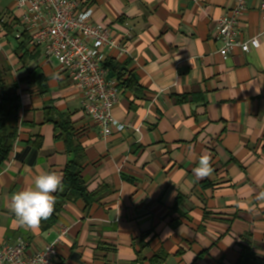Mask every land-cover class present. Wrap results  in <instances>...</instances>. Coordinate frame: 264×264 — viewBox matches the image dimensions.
I'll list each match as a JSON object with an SVG mask.
<instances>
[{
	"label": "crops",
	"instance_id": "obj_1",
	"mask_svg": "<svg viewBox=\"0 0 264 264\" xmlns=\"http://www.w3.org/2000/svg\"><path fill=\"white\" fill-rule=\"evenodd\" d=\"M234 5L89 0L120 48L107 60L129 63L139 81L113 110L125 129L102 138L73 80L33 45L15 0H0V87L20 97L0 171V247L25 238L35 253L67 229L58 264H264V13L248 0L242 38L260 35L261 45L225 59L214 33ZM78 155L91 205L65 204L48 231L19 226L11 195L41 172L63 182ZM201 155L213 169L202 179Z\"/></svg>",
	"mask_w": 264,
	"mask_h": 264
},
{
	"label": "built area",
	"instance_id": "obj_2",
	"mask_svg": "<svg viewBox=\"0 0 264 264\" xmlns=\"http://www.w3.org/2000/svg\"><path fill=\"white\" fill-rule=\"evenodd\" d=\"M260 3L264 13V0ZM23 12L22 24L33 45L44 55L47 65L55 61L59 69L73 80L85 115L93 121L102 138L122 132L125 126L113 115L120 101L116 79L106 68L110 52L119 50L105 24L92 19L85 0H15ZM248 13V0H235V5L218 20L214 38L220 43L225 59L234 49L243 53L258 49L260 35L244 41L242 20ZM68 230L63 229L58 240L45 250L29 253L30 243L18 238L0 247V264H58V246Z\"/></svg>",
	"mask_w": 264,
	"mask_h": 264
},
{
	"label": "trees",
	"instance_id": "obj_3",
	"mask_svg": "<svg viewBox=\"0 0 264 264\" xmlns=\"http://www.w3.org/2000/svg\"><path fill=\"white\" fill-rule=\"evenodd\" d=\"M89 0H85V5ZM129 63H120L114 59H108L106 68L109 70L110 77L116 79L118 88L122 90H137L139 81L134 71L129 69ZM2 96L0 97V171L8 161L14 148L15 141L19 132L18 111L20 97L16 86L9 91H5L1 86ZM67 138V136H66ZM83 159L78 155L67 166L61 188L55 194V210L47 219L41 221V228L48 231L57 222L58 215L67 203L84 200L88 206L95 199L94 194L88 192L86 182L83 177ZM156 264V263H155Z\"/></svg>",
	"mask_w": 264,
	"mask_h": 264
},
{
	"label": "clouds",
	"instance_id": "obj_4",
	"mask_svg": "<svg viewBox=\"0 0 264 264\" xmlns=\"http://www.w3.org/2000/svg\"><path fill=\"white\" fill-rule=\"evenodd\" d=\"M211 159L201 155L199 166L193 172L198 178H205L212 172ZM62 185V177L55 171L41 172L36 175L33 186L24 188L11 195L10 210L16 223L21 227L35 230L42 220H47L55 210V196Z\"/></svg>",
	"mask_w": 264,
	"mask_h": 264
}]
</instances>
